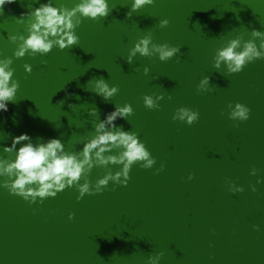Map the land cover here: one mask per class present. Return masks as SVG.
I'll return each mask as SVG.
<instances>
[{
  "label": "water",
  "instance_id": "water-1",
  "mask_svg": "<svg viewBox=\"0 0 264 264\" xmlns=\"http://www.w3.org/2000/svg\"><path fill=\"white\" fill-rule=\"evenodd\" d=\"M51 2L71 8L79 0ZM43 3L3 6L0 56L11 57L18 37L27 34L28 24L14 19ZM131 3L109 0V15L84 20L70 49L14 59L20 88L0 111V158H12L3 147L24 133L34 143L57 138L78 151L98 118L128 103L133 115L115 123L137 132L156 164L134 166L126 187L110 183L79 202L75 188L32 205L0 189V264H264V60L236 75L213 67L230 41L239 40L241 48L261 43L252 31L264 33V0H155L129 16ZM165 19L167 27L160 24ZM142 39L150 40L149 54L128 63ZM161 45L179 54L161 62ZM205 76L211 88L198 93ZM99 78L119 88L110 101L91 91ZM146 95L164 97L159 110L144 107ZM237 102L251 109L248 121L229 120L228 104ZM180 107L198 111L199 121H173ZM92 108L98 115L89 114ZM105 171L94 169L89 179L94 184ZM230 183L244 191L229 192Z\"/></svg>",
  "mask_w": 264,
  "mask_h": 264
},
{
  "label": "clouds",
  "instance_id": "clouds-1",
  "mask_svg": "<svg viewBox=\"0 0 264 264\" xmlns=\"http://www.w3.org/2000/svg\"><path fill=\"white\" fill-rule=\"evenodd\" d=\"M14 0H0V15L3 14V6ZM39 4L40 0H34ZM155 0H132L131 9L128 13L141 11L146 4H153ZM112 8L109 0H79L73 7L57 6L51 0L40 4L35 9H30L27 14L19 19H14L18 25L28 24L27 34L18 37L20 43L11 57L0 56V111H7L9 102L16 100L20 83L16 80L15 69L12 67L14 59H23L31 55L47 56L56 48L61 51L70 49L79 43L76 29L84 20L97 21L107 17ZM74 17H79L74 21ZM161 26L167 27L169 20L160 22ZM252 35L261 39L257 45L254 41L245 42L240 47L239 40H232L227 47L221 48L216 55L213 67L217 70L224 65L228 75L241 73L245 67L257 60H264V33L253 30ZM9 39L13 42L17 36L10 34ZM150 40L142 39L133 46L128 63L139 53L142 56L149 54ZM161 62L172 59L179 54V49L161 45L157 48ZM24 71L31 74L32 66L25 63ZM149 69L145 68L147 74ZM91 83V82H90ZM211 88L210 77L202 78L197 86L198 93H207ZM93 93L110 101L119 91L117 86H110L104 78L94 81ZM164 97L158 96L154 101L151 96L144 97V107L148 110H159L160 100ZM171 99V97H169ZM229 120L233 122H246L250 119L251 109L242 103H229ZM134 113L131 104L123 106L115 105V110L108 113L103 120H97L92 126L89 137L81 142L80 150L68 151L61 139L37 138L34 143L32 138L24 133L13 137L11 146L3 147L4 153H12V158H0V178L7 177L0 183V189L7 190L9 195L21 198L29 205L43 203L46 199H54L66 189L75 188L78 195L77 202L86 195L102 194L111 183L114 187H126L130 180V172L134 166L149 170L156 164V159L151 155L145 143L139 138L135 131H126L115 121L127 120ZM90 115H98V109L92 108ZM200 114L188 107L178 108L172 116L173 121L192 126L199 121ZM17 145H20L17 148ZM113 168L116 170L113 171ZM94 169H104V175L96 179L93 184L89 177ZM161 164L157 173L163 171ZM251 175H256L253 168ZM189 180L193 179L189 175ZM257 180V183H260ZM228 191L235 194L243 192L242 187L229 184ZM252 191L256 188L252 186ZM68 219H74V213H69ZM259 231V226H254Z\"/></svg>",
  "mask_w": 264,
  "mask_h": 264
}]
</instances>
